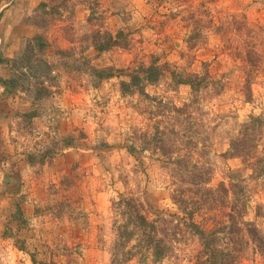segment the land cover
<instances>
[{"label":"rangeland","instance_id":"1","mask_svg":"<svg viewBox=\"0 0 264 264\" xmlns=\"http://www.w3.org/2000/svg\"><path fill=\"white\" fill-rule=\"evenodd\" d=\"M119 32L127 46L95 48ZM37 35L49 44L40 56L50 69L26 70L14 94L0 86V264H112L113 203L122 198L179 214L156 150L161 137L188 135L191 166L212 168L208 187L231 186L229 172L243 165L223 155L243 124L264 117V0H0L2 60L18 57ZM155 59L163 78L146 95H122L129 73ZM107 68L113 78L93 75ZM172 72L209 85L194 93ZM10 75L0 64V77ZM40 82L48 92L34 101ZM245 183L252 189L246 220L264 232V178ZM229 211H201L195 220L210 231V217ZM195 240L179 243V260L157 264H192ZM136 252L127 264H153ZM239 264L264 259L250 244Z\"/></svg>","mask_w":264,"mask_h":264},{"label":"trees","instance_id":"2","mask_svg":"<svg viewBox=\"0 0 264 264\" xmlns=\"http://www.w3.org/2000/svg\"><path fill=\"white\" fill-rule=\"evenodd\" d=\"M43 6H45L44 3ZM101 35V32L97 34L98 37ZM126 36L124 32H119L116 37L107 33L103 35L105 39L103 43H96L94 46L98 51L127 46L125 41L122 45L120 41L121 38L126 39ZM258 43L256 40L255 50L253 49L252 52L257 57ZM48 46L44 36L37 35L28 42L26 50L18 57L7 60L0 58V64L7 63L11 70L9 78L0 77V86L6 95L14 94L24 88L26 70L39 67L38 65H44L46 70L50 69L48 62L40 56ZM156 61L155 59L150 66L141 65L132 70L128 75L130 80L121 82L122 95L134 93L146 95V87L158 83L165 74L164 67ZM93 75L99 81H103L113 78L115 73L111 68L93 69ZM172 78L177 85L190 86L194 93H198L201 86L209 85L205 78L200 79L195 74L184 75L172 72ZM39 85L34 101L48 92L43 82ZM246 85L250 92L249 80ZM187 136L183 140L176 138L167 141L163 137L157 138L156 144V150H159L162 157L166 159L163 161V166L169 168L168 172L174 185L171 200L177 206L179 214L156 210L133 198H122L114 202L116 217L113 228L115 242L112 250V264H127L137 254V249L138 252L142 251V254L144 251L145 255L152 256L153 264L171 257L179 260L178 245L189 239H196L198 244L197 250L195 248L192 250L193 256L189 254L186 257L192 264H239L245 248L250 244L264 259V232L254 222L246 220L252 189H249L245 183L246 179L264 178V117H251L243 124L237 136L231 139L229 150L223 155L225 159H240L243 165L242 169L229 172L228 176L232 181L230 187L224 183L216 189L208 187L211 182L212 168L191 166L192 140ZM129 150L131 153L136 151L132 146ZM184 150L186 152L182 155ZM174 155L178 157L173 159ZM214 208L230 209V211L224 213L221 220L210 217L214 228L207 231L195 219L199 212H212ZM119 217L123 223L120 222ZM224 218L228 219L227 223ZM206 219L210 220L208 217ZM217 234H224L225 237L218 238ZM136 238L137 244L127 250Z\"/></svg>","mask_w":264,"mask_h":264}]
</instances>
